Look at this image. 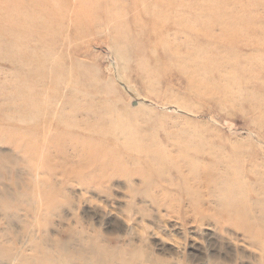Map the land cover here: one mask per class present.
<instances>
[{
	"label": "rangeland",
	"instance_id": "374dc122",
	"mask_svg": "<svg viewBox=\"0 0 264 264\" xmlns=\"http://www.w3.org/2000/svg\"><path fill=\"white\" fill-rule=\"evenodd\" d=\"M5 1L0 264H264L205 216L264 193V0H201L198 36L186 0Z\"/></svg>",
	"mask_w": 264,
	"mask_h": 264
},
{
	"label": "bare ground",
	"instance_id": "6f19581e",
	"mask_svg": "<svg viewBox=\"0 0 264 264\" xmlns=\"http://www.w3.org/2000/svg\"><path fill=\"white\" fill-rule=\"evenodd\" d=\"M13 1V0H11ZM142 2L147 1V0H141ZM161 1V0H159ZM137 2H135L136 4ZM186 5H179L176 8L173 9L174 13V17L176 19L172 20V24H174L173 26L176 29H180L182 33L184 32H194V34L196 36H198L201 32H200V27H201V22H202V18L201 15L198 13H195V9L200 11L202 8H204L201 4V0H186L185 1ZM4 5H8V8H12L13 4L8 2L7 0L5 2H3ZM38 7V6H37ZM207 11L213 9L212 6H207L206 7ZM145 10L149 11L150 9L147 8V6L145 7ZM188 10V11H187ZM187 12V13H186ZM192 12V13H191ZM144 14H148L143 12ZM122 12H120L119 8H115V11L113 13V17L116 16H121ZM118 24L116 25L115 28L121 27L120 24L121 23V19L118 18ZM162 21H168L166 18H163ZM123 54V53H122ZM192 59L196 62H199V57L198 56H194L192 57ZM45 62H49L51 64H55V60L54 58L50 55L47 54L44 57ZM12 62H16V61H12ZM203 68V67H202ZM200 74H198L197 76H199ZM198 82V80L196 81ZM165 151H161L158 154V157L162 158L163 163L161 164L162 166H164L163 164L166 163V159L165 158ZM186 163V162H184ZM186 165V164H183ZM172 167V166H171ZM169 167V168H171ZM174 168L176 167L177 169V173L180 177H182L183 175L181 174L183 171H181V169L184 166H173ZM206 181H208V183L206 184V190L209 196V192L211 189H213L214 187H236L235 190H231L229 193L231 195H234L235 193H245L246 189L249 187L243 186L241 184L240 181H235V183L233 184H227L226 181H222V182H215V179L209 177V175L206 174ZM194 182V180H193ZM195 183V182H194ZM230 190V189H229ZM228 194V193H227ZM227 194L223 195L222 197L226 196ZM261 195V194H260ZM235 196V195H234ZM259 196V195H258ZM235 201L232 202H228L227 204L223 203V202H214L211 198H209L210 200V207L208 209H206V214L205 216L209 217L212 216V218L214 220H216L217 222H219V226L222 227L223 225L228 226V227H234L236 229H239L240 231L244 232L246 235H248L250 240H255V241H260L264 238V232H262L263 234H261L259 232H256L257 227L260 224L264 223V193L262 194V198L261 199H257V200H251V202L246 199L245 197L240 196L239 197H234ZM212 205V207H211ZM231 205V206H230ZM229 206V207H228ZM262 209V210H261ZM261 210V212L259 211ZM263 211V213H262ZM261 249V251L264 254V244L262 245H258Z\"/></svg>",
	"mask_w": 264,
	"mask_h": 264
}]
</instances>
